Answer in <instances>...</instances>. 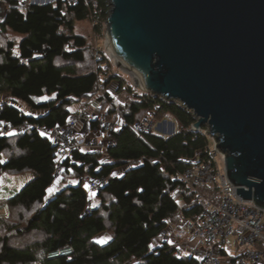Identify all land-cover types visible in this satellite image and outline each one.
<instances>
[{
    "label": "trees",
    "instance_id": "16d2710c",
    "mask_svg": "<svg viewBox=\"0 0 264 264\" xmlns=\"http://www.w3.org/2000/svg\"><path fill=\"white\" fill-rule=\"evenodd\" d=\"M29 2L19 10V0H0L6 9L0 19V121L30 126L23 133L0 136V177L32 176L4 202L0 264H199L176 257L168 242L154 243L169 227L181 234L188 222L201 219L205 201L220 202L215 188L172 181L193 161L213 160L206 129L193 131V115L177 102L138 92L114 75L102 77L106 59L95 60L75 24L96 20L94 31L101 34L108 0ZM114 83L124 103L109 93ZM89 110L103 112L107 119L118 116L121 128L107 135L112 146L75 150L62 160V178L51 194L59 157L38 129L62 127L71 114ZM149 114L157 122L174 120L178 131L138 134L133 125ZM95 127L92 123L91 130ZM122 168L120 177H112ZM85 180H104L91 195L98 204L88 215ZM174 189L179 192L172 197ZM105 235L108 240L102 239ZM63 249L71 255L49 258Z\"/></svg>",
    "mask_w": 264,
    "mask_h": 264
},
{
    "label": "water",
    "instance_id": "95a60500",
    "mask_svg": "<svg viewBox=\"0 0 264 264\" xmlns=\"http://www.w3.org/2000/svg\"><path fill=\"white\" fill-rule=\"evenodd\" d=\"M108 2L118 67L189 111L236 194L264 209V0Z\"/></svg>",
    "mask_w": 264,
    "mask_h": 264
},
{
    "label": "built area",
    "instance_id": "2783aa9c",
    "mask_svg": "<svg viewBox=\"0 0 264 264\" xmlns=\"http://www.w3.org/2000/svg\"><path fill=\"white\" fill-rule=\"evenodd\" d=\"M66 1L73 2L74 0ZM27 3L28 0H19L16 8L24 10ZM93 23L96 24L97 21L95 20ZM102 58L101 52L95 53L96 61H100ZM84 123L90 127L94 123L96 127L92 132L97 135L107 136L110 132L121 128V123L113 120L107 121L103 115L73 113L62 127H55L51 130L38 129L52 143L59 157L56 176L59 175L61 161L70 156L73 151L81 150L82 145L77 140V127ZM157 125L158 122L153 114H149L141 121L136 122L133 128L140 135L149 132L163 134ZM29 128L27 123L19 126H6L0 121V136L20 134ZM112 145L111 140H108L105 145H98L95 141L93 147L97 150L100 147L105 149ZM211 150L213 158L211 162L193 161L189 168L182 174L173 177L172 181L186 186H190V183L194 181L215 188L219 192V204L215 205L210 201H205L206 209L201 219L196 222H188L185 230L181 234L178 233L179 235L170 234L169 230L173 231V228L169 227L161 235V238L164 242H169V239L173 242L172 246L175 248L174 255L176 257L194 259L199 264H264V209L251 201L242 200L236 194V187L229 182L223 163L216 157L218 153L214 149ZM85 182L88 185V204L84 215H88L93 209L91 195L99 191L104 180H85ZM178 192L179 189H174L171 196L175 197ZM197 198L202 199L201 196H197ZM230 238L234 239L232 246L228 245ZM222 251L225 256L220 255ZM71 253L70 249H63L51 253L49 258L69 257Z\"/></svg>",
    "mask_w": 264,
    "mask_h": 264
},
{
    "label": "rangeland",
    "instance_id": "374dc122",
    "mask_svg": "<svg viewBox=\"0 0 264 264\" xmlns=\"http://www.w3.org/2000/svg\"><path fill=\"white\" fill-rule=\"evenodd\" d=\"M56 0H30L29 3L32 4H47V3H54ZM6 9L5 7L0 3V19L3 18L4 13H5ZM94 23L92 21H86V22H79L75 24V32L76 34H79L81 36H83L86 41L87 44L89 46V48L93 51L94 56L96 52H101L103 54V57L106 59V64L103 66L102 68V72L103 74L106 73V75H103L102 77L107 78L108 75H114L117 78L121 79L125 85H128L129 87H132L133 89L137 90L138 92H143L137 88H135V82L132 78V76L127 73L126 71H123L121 68H119L115 62L113 61L112 57L110 56L109 52H108V42L106 39V27L104 25V28L102 30L101 34H98L94 31ZM90 64V60H87V64H85L87 67ZM103 79V78H102ZM117 84H111L109 86V93L112 94V96L116 99V101H118L119 103H124L126 101V99L124 98V95L122 94H117ZM146 93V92H144ZM3 97H0V103L2 102ZM83 113V112H81ZM85 113V112H84ZM86 113H90V114H94L95 116L98 115H103L105 117V119L107 121H115L117 123H121L120 122V118L118 116L113 117L111 119H107L105 116V113H95L93 111H87ZM163 122L169 123V124H165ZM163 122H158V127L163 128L164 130H162V132H164L166 135L161 134L163 136H169L170 134L175 133L178 131V125L176 124V122L174 120H164ZM203 129V128H201ZM206 129V128H205ZM171 132V133H170ZM205 135H207L206 130H205ZM97 133H93L92 138H97ZM208 137V135H207ZM209 138V137H208ZM78 139V138H77ZM210 139V138H209ZM210 141L212 142V149H214V145H213V141L210 139ZM85 151V150H84ZM89 151V150H88ZM216 157L219 159L220 162L223 163L222 161V156L217 154ZM125 171V168L122 169H117L115 171H113L112 173V177H120ZM32 176L29 173H24V174H20V175H13V174H2L0 177V217H6L7 216V208L6 205L4 204V202L10 198H12L22 187H24L30 180H31ZM62 178V173H61V168L59 170V175L57 176V180L55 183V186L53 187V189L50 191L51 194L55 192V190L59 187V183L60 180ZM98 204V201L96 199H92L91 200V205L94 207ZM169 233L174 235H179L178 233H176V231H171L169 230ZM106 237H108L107 235H105ZM106 240V239H103ZM159 241H163L162 238H160L159 240H156L154 245L158 244ZM168 242V241H167ZM228 245L232 246L234 244V239L230 238L228 241ZM170 245H172V241L169 239Z\"/></svg>",
    "mask_w": 264,
    "mask_h": 264
},
{
    "label": "crops",
    "instance_id": "0c3cea01",
    "mask_svg": "<svg viewBox=\"0 0 264 264\" xmlns=\"http://www.w3.org/2000/svg\"><path fill=\"white\" fill-rule=\"evenodd\" d=\"M163 123H164V125L165 124H169V123H166V122H163ZM161 129L164 130L163 128H161ZM163 134L166 135L164 132H163ZM172 134H173V132H172ZM92 135H93V132L91 130V127L87 123L78 125V127H77V138L78 139L77 140L82 145L81 151L85 150L84 152H88V150L89 151L90 150H95L94 149L95 147H93V144H94L95 141H96V143L98 145H100V144L101 145H105L107 143V141L109 140L107 138V136H105L103 134H99L96 139L92 138ZM102 148H104V147H100V149H102ZM101 237H102V239H106V240L109 239V237H106V236H101Z\"/></svg>",
    "mask_w": 264,
    "mask_h": 264
},
{
    "label": "bare ground",
    "instance_id": "6f19581e",
    "mask_svg": "<svg viewBox=\"0 0 264 264\" xmlns=\"http://www.w3.org/2000/svg\"><path fill=\"white\" fill-rule=\"evenodd\" d=\"M107 50H108L110 56L112 57L113 61L115 62V64H116L117 66H122L121 61L115 56V54L112 52V50L110 49V47H108ZM121 68H122V67H121ZM122 69H123V68H122ZM127 73H129V74L132 76L133 80L137 81V80H136V74H135L134 72H132V71H128Z\"/></svg>",
    "mask_w": 264,
    "mask_h": 264
},
{
    "label": "snow or ice",
    "instance_id": "6c2138e0",
    "mask_svg": "<svg viewBox=\"0 0 264 264\" xmlns=\"http://www.w3.org/2000/svg\"><path fill=\"white\" fill-rule=\"evenodd\" d=\"M49 191H51V189H49Z\"/></svg>",
    "mask_w": 264,
    "mask_h": 264
}]
</instances>
